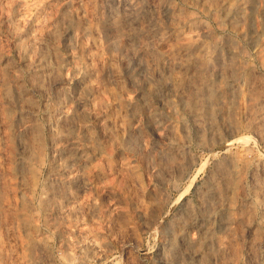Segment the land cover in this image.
Instances as JSON below:
<instances>
[{
  "label": "rangeland",
  "instance_id": "374dc122",
  "mask_svg": "<svg viewBox=\"0 0 264 264\" xmlns=\"http://www.w3.org/2000/svg\"><path fill=\"white\" fill-rule=\"evenodd\" d=\"M237 3L244 15L226 19ZM263 11L264 0H0V264H167L170 240L204 238L200 218L218 205L214 264H264ZM234 75V92L205 97L203 78ZM225 215L234 222L218 228Z\"/></svg>",
  "mask_w": 264,
  "mask_h": 264
},
{
  "label": "bare ground",
  "instance_id": "6f19581e",
  "mask_svg": "<svg viewBox=\"0 0 264 264\" xmlns=\"http://www.w3.org/2000/svg\"><path fill=\"white\" fill-rule=\"evenodd\" d=\"M245 10H246L245 5L243 3L234 4L226 12L225 17L226 19L230 21L236 20L237 17L244 15ZM196 45H197L196 39H194L193 37L188 38V40L186 41V43L183 45L181 49L183 55L185 56L188 55L192 47H195ZM216 47L217 45L213 44V48L215 49ZM149 49L150 47H147V46L142 48L143 51H146ZM222 51L223 53L218 52L217 54L214 52L208 58L209 65H212V62L214 60L218 58H222V57L225 59L226 55L230 54L229 49L222 50ZM183 69L186 71L188 70V68L186 69V67ZM237 79H238L237 76L234 75L231 78H229V80L225 83V85H221L213 81L210 76L203 78L204 89L202 90H204L205 97L207 96V98L210 101H212L213 99L211 98L214 97L216 93L223 92L227 90V88H230V90L232 89L233 90L232 92H234L235 88L237 87ZM202 90L200 91V93L202 92ZM231 96H233V93H231ZM209 102L207 103L209 104ZM218 113H220L219 110H215L211 112L209 123L207 122V127H209L210 129L214 128L213 127L215 126L214 122L216 120ZM186 115L188 118H190V120H192V127L196 130L200 129V123L197 120L203 115H205L204 111L195 109V110L189 111ZM160 116L161 115L159 113H155L152 115L151 120L153 121L154 125L159 124ZM253 119L255 123L260 124L264 120V113H262L261 111L259 112L256 111L255 113H253ZM222 179L224 180V177ZM254 189L256 191L258 188H254ZM219 191L217 190V187L214 181H211L210 184L208 185L207 192H206L207 195H205V197L207 196L208 197L207 199L210 200L211 202L219 194ZM220 206L222 205L216 206L215 209L213 210L211 209L212 211L211 210L207 211L205 214L202 213L203 215L201 216L200 221L203 223V225L202 224L200 225L199 230L204 235V238H201V240L199 241H193L187 238V235L184 230H180L176 238L170 240L169 249H168L169 259L166 262L167 264H203L202 261L204 262V264H214L215 260L217 259L219 260L220 256L223 255L225 251L224 244H222V242H219L220 243L219 244L218 242L215 241L214 238L211 237V231L209 228L206 227V224L213 218V216L215 215V212L223 209ZM224 210L226 211L225 208ZM233 222H234L233 219L225 215L224 217L219 219L217 227L226 228L228 225H230ZM260 245H261L260 238H256V240L251 243V247L258 248ZM185 258H187L191 262L186 263L184 261Z\"/></svg>",
  "mask_w": 264,
  "mask_h": 264
}]
</instances>
